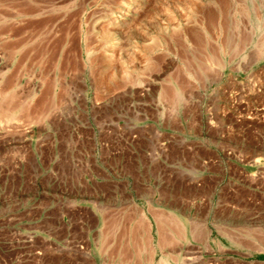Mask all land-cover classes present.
Returning a JSON list of instances; mask_svg holds the SVG:
<instances>
[{"label":"rangeland","instance_id":"1","mask_svg":"<svg viewBox=\"0 0 264 264\" xmlns=\"http://www.w3.org/2000/svg\"><path fill=\"white\" fill-rule=\"evenodd\" d=\"M136 118L251 161L235 264H264V0H0V200L37 195L55 143L127 135ZM196 250L160 264H228Z\"/></svg>","mask_w":264,"mask_h":264},{"label":"crops","instance_id":"2","mask_svg":"<svg viewBox=\"0 0 264 264\" xmlns=\"http://www.w3.org/2000/svg\"><path fill=\"white\" fill-rule=\"evenodd\" d=\"M133 125L127 135L55 143L47 161L37 155L46 182L37 195L20 186L0 200V231L16 224L0 264H160L188 243L235 264L238 192L252 201L251 161L200 137ZM29 234L55 248L29 247Z\"/></svg>","mask_w":264,"mask_h":264}]
</instances>
